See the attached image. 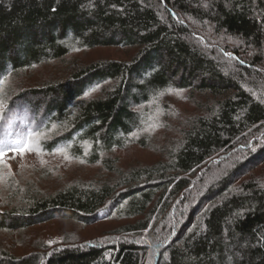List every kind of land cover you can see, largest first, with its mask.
<instances>
[{
  "label": "trees",
  "instance_id": "trees-1",
  "mask_svg": "<svg viewBox=\"0 0 264 264\" xmlns=\"http://www.w3.org/2000/svg\"><path fill=\"white\" fill-rule=\"evenodd\" d=\"M106 47L134 53L74 60L7 104L18 118L12 139L55 125L40 152L106 164L115 179L22 193L0 208V230L125 221L92 237L43 239L21 255L1 248L0 264H264V0H0V78ZM175 89L207 95L203 111L177 126L165 159L118 170L110 154L146 147L135 136Z\"/></svg>",
  "mask_w": 264,
  "mask_h": 264
},
{
  "label": "rangeland",
  "instance_id": "rangeland-1",
  "mask_svg": "<svg viewBox=\"0 0 264 264\" xmlns=\"http://www.w3.org/2000/svg\"><path fill=\"white\" fill-rule=\"evenodd\" d=\"M133 53L134 49L122 47L82 50L68 59L44 63L27 72H17L11 76L12 78H8L4 86L5 92L9 100L18 88L38 84L56 75H65L71 63L77 59L78 63L98 59L126 60L130 59ZM208 98L205 94L179 89L169 90L160 96L156 105L149 108L152 123L148 129L135 136L136 140L144 138L147 142L146 147L135 141L124 149L112 152L110 155L116 158L117 169L129 171L134 168H144L165 159L166 148L173 139L179 137L177 126L200 114ZM17 122L18 118L12 122L11 128L7 126L10 130L7 142L12 140ZM7 163L10 168L0 165V208L16 206L21 202L22 193L50 194L72 184H95L100 180L115 179V175L109 174L110 171L107 170L106 164H88L68 152L48 154L38 150L28 152L23 156L9 153ZM124 221L116 217L102 220L93 226H86L78 221L59 218L32 230L20 232L0 230V249L5 248L14 255H21L32 249L34 243L43 239L53 241L55 238L92 237L106 233L116 226L117 222Z\"/></svg>",
  "mask_w": 264,
  "mask_h": 264
},
{
  "label": "snow or ice",
  "instance_id": "snow-or-ice-1",
  "mask_svg": "<svg viewBox=\"0 0 264 264\" xmlns=\"http://www.w3.org/2000/svg\"><path fill=\"white\" fill-rule=\"evenodd\" d=\"M207 6V5H205ZM172 15L180 22L183 23L182 20H179V17L176 16L175 13ZM201 40L203 38H200ZM223 51V50H221ZM224 55L228 58L229 62L232 60H238L240 64H244L243 60H240L238 57H235L233 53L225 52ZM7 82V77L0 78V122H5L11 128L12 122L17 119L15 113H12L8 110L7 100L8 97L5 92V84ZM99 85H97V88ZM90 91H96V88L91 89ZM90 93L86 92L85 96H88ZM55 125L52 128L47 129V131H32L29 129L23 135H17L10 142L0 141V165L5 168H10V165L7 163V158L9 153H13L15 155L23 156L28 152H35L38 150H42L40 147L41 138H47L48 134L53 131ZM58 151H62L63 149H57ZM255 149H253L254 151ZM237 216H243V212L236 213ZM51 243V242H49Z\"/></svg>",
  "mask_w": 264,
  "mask_h": 264
}]
</instances>
